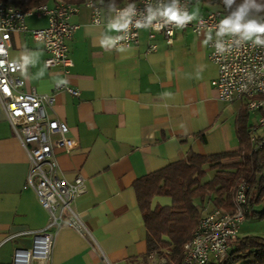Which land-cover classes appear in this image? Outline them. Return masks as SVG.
Returning <instances> with one entry per match:
<instances>
[{
	"label": "crops",
	"instance_id": "obj_1",
	"mask_svg": "<svg viewBox=\"0 0 264 264\" xmlns=\"http://www.w3.org/2000/svg\"><path fill=\"white\" fill-rule=\"evenodd\" d=\"M107 20L104 15L103 26H95L87 7L72 18L78 29L67 43L74 62L68 75L46 69L47 55L29 35L12 37L9 56L23 64L25 92L46 95L56 84H66L80 93L79 99L59 93L49 118L65 122L69 138L79 144L87 185L73 209L93 241L61 230L50 264H168L169 251H147L133 186L194 155L239 151L237 121L244 104L220 101L212 86L218 70L208 60L207 42L213 37L180 30L168 45L163 34H156V52L148 54V31L140 32L137 47L118 49L113 46L116 28ZM46 26L45 19L27 20L29 30ZM256 123L250 113L249 125ZM57 156L66 167L64 152ZM29 170L27 154L0 105V264H11L16 250L32 247V237L23 233L49 224V213L26 189Z\"/></svg>",
	"mask_w": 264,
	"mask_h": 264
},
{
	"label": "built area",
	"instance_id": "obj_2",
	"mask_svg": "<svg viewBox=\"0 0 264 264\" xmlns=\"http://www.w3.org/2000/svg\"><path fill=\"white\" fill-rule=\"evenodd\" d=\"M81 7L91 9L95 26H103L104 15L108 16V25L118 26L113 38V46L118 49L137 47L140 32L144 30L149 32L148 54L156 52V34H163L168 45L173 44L175 34L180 30H189L197 37H213L207 42L208 60L218 70L212 86L219 100L224 103L241 101L249 113L256 115L252 143H256L257 134L264 131V44H256L255 36L247 39L243 30L238 33L226 31L220 35L221 20L231 15L216 10L194 18L189 0H141L109 10L92 1L82 6L46 4L28 12L15 10L0 1V48L3 49L0 52V105L29 159L26 189L36 194L50 216L44 230L22 234L32 237V247L16 250L11 264H50L56 239L65 228L93 241L90 231L73 209L75 200L85 193L87 185L79 144L69 138L70 130L65 122L49 118L59 93H67L75 99L80 98V93L66 84H56L46 95L38 94L35 89L25 92V81L21 77L23 64L9 56L12 37L29 35L33 43L46 53V69L61 70L68 75L74 62L67 43L78 29L71 20L79 14ZM169 10L191 19L183 25L170 21L164 14ZM29 18L47 20L46 28L29 30ZM250 20L253 19L244 18L240 23ZM256 36L264 40V34ZM263 144L264 137L259 147ZM57 151L64 152L67 157L66 167L61 166ZM246 192L247 186L240 185L234 197L233 213L222 210L205 213L192 239L185 245L182 264L224 263L228 260L239 239L240 227L246 220Z\"/></svg>",
	"mask_w": 264,
	"mask_h": 264
},
{
	"label": "trees",
	"instance_id": "obj_3",
	"mask_svg": "<svg viewBox=\"0 0 264 264\" xmlns=\"http://www.w3.org/2000/svg\"><path fill=\"white\" fill-rule=\"evenodd\" d=\"M15 10L31 11L46 4L82 6L89 1L105 10L124 7L141 0H0ZM191 7L200 3L231 15L244 0H236L231 9L223 0H189ZM259 2V0H257ZM264 13L249 12L244 18L259 19ZM250 113L244 106L237 121L239 151L213 156L194 155L184 162L138 180L133 188L146 231L149 253L169 251L168 264H182L185 245L192 239L206 212L222 210L233 213L234 197L240 185L247 186L246 219L264 221V132L252 143ZM157 200L168 204L156 203ZM264 264V238H244L235 242L224 263Z\"/></svg>",
	"mask_w": 264,
	"mask_h": 264
},
{
	"label": "clouds",
	"instance_id": "obj_4",
	"mask_svg": "<svg viewBox=\"0 0 264 264\" xmlns=\"http://www.w3.org/2000/svg\"><path fill=\"white\" fill-rule=\"evenodd\" d=\"M235 3L236 0H223V4L226 5L228 9H231ZM252 10H255L256 13H264V0H259V2H257V0H244L241 5L237 6L236 11L232 12L231 16L221 20V31L219 34L223 35L226 31L238 33L243 30V32L246 34L247 39H252V37L255 36L256 44H264V40H261L259 36H256V34H264V16H261L259 18V21L253 19L245 24L240 23V21L243 20L244 17L248 15ZM164 14L169 17L170 21H175L176 23L181 25H183L185 21L191 19V17L180 16L177 13L172 12L171 10ZM113 27L118 26L113 25ZM2 51L3 49L0 48V52Z\"/></svg>",
	"mask_w": 264,
	"mask_h": 264
},
{
	"label": "rangeland",
	"instance_id": "obj_5",
	"mask_svg": "<svg viewBox=\"0 0 264 264\" xmlns=\"http://www.w3.org/2000/svg\"><path fill=\"white\" fill-rule=\"evenodd\" d=\"M209 12H212V9L200 3L194 4L191 7V16H194V18L196 16H204ZM239 232L240 239L264 238V221L256 218L246 219L245 222L241 225Z\"/></svg>",
	"mask_w": 264,
	"mask_h": 264
}]
</instances>
